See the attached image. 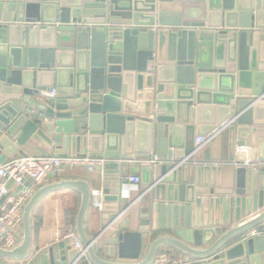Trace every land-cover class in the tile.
<instances>
[{"label":"water","instance_id":"1","mask_svg":"<svg viewBox=\"0 0 264 264\" xmlns=\"http://www.w3.org/2000/svg\"><path fill=\"white\" fill-rule=\"evenodd\" d=\"M136 93L150 117L130 113ZM261 96L264 0H0V164L28 142L105 157L103 230L125 209L120 178L133 158L146 174L144 206L100 243L85 228L90 183L39 187L18 245L0 249V260L29 259L34 208L70 189L80 197L74 233L84 255L63 242L41 264H152L163 248L181 264H264V158L250 159L258 169L224 173L188 164L194 137L213 130L228 129L231 148L260 150ZM253 229L259 235L248 238Z\"/></svg>","mask_w":264,"mask_h":264},{"label":"crops","instance_id":"2","mask_svg":"<svg viewBox=\"0 0 264 264\" xmlns=\"http://www.w3.org/2000/svg\"><path fill=\"white\" fill-rule=\"evenodd\" d=\"M61 87V84L54 85L55 96L62 92ZM263 101L264 100H260L258 101V103ZM129 105L131 106V114L138 115L139 117L143 118L151 116L152 107L149 102H146L144 98H141L140 93L135 94L134 101L132 103H129ZM205 127H207V125H205ZM210 134L212 135L211 138L204 145H202L200 149L194 152V155H192V157L188 160L189 165H192L194 167L205 165H210L215 168L222 167L223 173L226 172V170H230V172H233L234 169L239 166H250L254 169H258L260 168V165H262L259 163H250V159L257 160L259 157L264 158V146H262L260 150L251 146H244L241 148V151H238L236 146H234L233 148H231L230 146V144L235 140L233 139V142H230L228 129L213 130L206 134V136ZM196 138L198 137H194V142ZM260 138H264V134H262ZM19 151H21V153L17 152L13 157L7 158L5 161L21 156L38 157L48 154L92 156L87 150H82L80 153H74L71 148H68L66 152L62 148H56L55 146H53L52 151L49 153L43 149L37 148L30 142L25 144V146L23 147H19ZM133 160L134 161L127 166L120 179L129 175H137L139 176L140 181H142V179L146 180V174H143L141 170V162H138L135 158H133ZM113 172L114 170H111L107 174V176L112 177ZM105 176L106 175L103 173V169H100L98 167H96L93 171H89L84 166H77L73 168H66L61 173L57 181L70 179L83 180L90 183L91 191H97L100 190L101 181ZM213 177L216 178V173L215 175H213ZM28 184V181H26L25 184L20 187L12 185L11 189L13 192H17L23 189ZM145 194L146 192H143L141 190L140 184L139 192L133 193L131 195L130 203H124L125 209L119 215L115 223L105 228L104 230L101 226L102 221L98 216L99 214L104 215V207L101 212L93 210L89 207V212L85 220V228L89 235H92L94 231L100 233L101 238L98 243L103 242L104 240H109L112 234L115 233L118 228L124 225L126 219L128 218V212L130 210L137 209L138 211V207L140 208L144 206V200L146 197ZM79 201V195L75 191L70 189L61 190L46 195L33 210L32 241L29 259L23 262L0 260V264H41L40 256L47 255L49 248H55L54 250H57L59 252L58 246L63 242L70 245L74 249V247L72 246L73 241L63 240V236L67 232V227L68 225H71L72 221L74 228V222L79 208ZM139 217H141L142 219H146L147 214L145 212H140ZM95 222H97V225L93 226V223ZM162 225L165 228L168 226V220L166 218L163 221ZM187 232L191 234L192 230H187ZM75 238L76 240H78L76 236ZM161 250H165L172 253V255H176V253H173L168 248H163ZM110 260L114 261L116 259L112 258ZM123 261L125 263L129 262V260Z\"/></svg>","mask_w":264,"mask_h":264},{"label":"built area","instance_id":"3","mask_svg":"<svg viewBox=\"0 0 264 264\" xmlns=\"http://www.w3.org/2000/svg\"><path fill=\"white\" fill-rule=\"evenodd\" d=\"M55 95V91L51 92ZM264 100L261 96L257 101ZM211 134L198 137L194 142V152L204 145ZM238 151L241 148L237 147ZM155 158V157H154ZM155 159L148 160L147 163H154ZM106 163L104 157L90 155H41L38 157L21 156L9 159L0 164V249L11 250L19 243L21 236L22 214L25 204L31 195L39 187L56 182L61 173L66 168L84 166L89 171L96 167L102 168ZM23 189L13 192L12 185L23 186ZM140 190V178L137 175H129L121 179L119 186V199L123 203H130L131 195ZM103 195L100 190L91 191L90 208L101 212L103 209ZM259 235L254 229L246 233L248 238ZM63 240L73 241L72 246L84 255L82 245L75 238L73 225H68L67 232ZM152 264H181V260L175 258L170 252L159 251Z\"/></svg>","mask_w":264,"mask_h":264},{"label":"trees","instance_id":"4","mask_svg":"<svg viewBox=\"0 0 264 264\" xmlns=\"http://www.w3.org/2000/svg\"><path fill=\"white\" fill-rule=\"evenodd\" d=\"M33 225V224H32ZM71 225H73V221L71 222ZM33 228V227H32Z\"/></svg>","mask_w":264,"mask_h":264}]
</instances>
